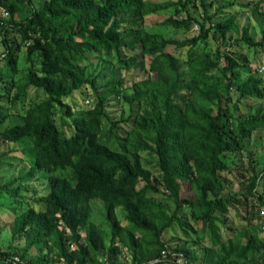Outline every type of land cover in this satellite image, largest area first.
Segmentation results:
<instances>
[{
  "label": "trees",
  "instance_id": "16d2710c",
  "mask_svg": "<svg viewBox=\"0 0 264 264\" xmlns=\"http://www.w3.org/2000/svg\"><path fill=\"white\" fill-rule=\"evenodd\" d=\"M194 2L43 0L36 7L33 0H0L7 12L0 14V227L8 225L11 235L0 264L16 254L13 238L24 240L18 256L27 264H123L122 248L130 264H175L177 257L186 264H264V242H243L235 230L223 238L220 218L234 197L223 194L222 175L231 170L225 155L245 150L253 133L264 132V111L244 102L263 99L264 79L259 68L238 69L220 45L207 48L213 38L224 44L228 32L239 31V12L262 24L258 41L246 28L241 41L264 47V0H227L214 11L199 0L197 15ZM233 6L238 10L225 15ZM162 10L172 14L160 26L195 23L198 33L178 39L149 30L146 18ZM169 46L186 48L185 58ZM96 54L116 61L90 77L83 62ZM133 67L152 75L126 88L116 69ZM104 70L111 72L107 80ZM89 87L93 104L73 113L66 99ZM111 95L127 105V116L110 118ZM121 122L129 127L120 131ZM25 140L30 169L6 178L10 144ZM142 152L154 159L157 175ZM246 173V192L264 204V167L250 164ZM38 174L46 192L28 199ZM92 199L102 204L103 221L95 220ZM174 226L183 241L170 251L163 235Z\"/></svg>",
  "mask_w": 264,
  "mask_h": 264
},
{
  "label": "rangeland",
  "instance_id": "374dc122",
  "mask_svg": "<svg viewBox=\"0 0 264 264\" xmlns=\"http://www.w3.org/2000/svg\"><path fill=\"white\" fill-rule=\"evenodd\" d=\"M154 1H165V0H154ZM208 3H211L210 11H214L215 7L219 3L226 2L227 0H207ZM241 2L246 1H256V0H236ZM34 6L38 7L43 2V0H33ZM195 14H201L202 8L200 6L199 0H195ZM238 6H233L226 8L224 10L225 15H228L229 12H236ZM172 14L170 10H162L158 14H152L148 16L145 20V25L149 30L153 31H162L166 32L168 35H172L175 38L190 37L198 33V29L195 26V23L189 28L185 29L183 27L174 29L173 27L165 28V26H160L158 23L164 19L166 16ZM239 19V31L238 32H228L226 34V43L222 44L217 39L213 38L214 41H210L207 46L208 49L213 50L218 44L221 47V50L227 51L233 59L238 63V69H247V71H253L258 69V74L264 79V47L254 48L241 41V36L243 34L242 28L247 29V34L251 36L254 41H258L261 38L260 28L261 23L258 24L256 19L247 14L246 12L236 13ZM184 16H176V18H183ZM14 35V34H13ZM2 36L0 35V51L2 50ZM170 52L176 53L180 56L181 59L185 58L186 48L176 49L173 46L167 48ZM91 63L83 62L86 68V74L90 77L94 75L101 74L103 67L110 68L111 65L116 61L115 57L107 58L103 54H96L91 56ZM149 61V57L146 58V64ZM255 71V70H254ZM104 77L107 80L111 75L109 70H104ZM145 69L141 68H131L128 70L116 69L115 76L120 77L124 80V87H130L134 81H138L147 76H151ZM105 80V81H106ZM102 81L101 83H104ZM31 94L34 95V91L30 90ZM264 93V89H263ZM43 93L39 92L38 97L42 98ZM89 100V103L87 102ZM95 96L92 92V89L86 88L85 94L83 95L79 91H75L74 95L70 98H67L66 101L70 104L71 110L75 114L82 115L84 110L93 104ZM245 103H250L253 108H259L264 111V97L261 100L249 99L245 100ZM243 108V107H242ZM245 109H243L244 111ZM252 110V109H251ZM107 113L112 119H120V117H125L128 114V107L126 104H120L117 101L116 96L111 95L107 98ZM60 111H57L56 121L60 124ZM233 120L232 123H234ZM231 125V124H230ZM120 131L129 127L128 122H121L119 124ZM68 130V128H67ZM246 149L242 151H237L234 153L226 154L225 159L230 164L231 170L228 173H224L222 176L225 178V188L223 194L227 197H233V201L229 204L226 214L220 218L225 220V226L222 228L223 238L230 237L234 234L235 231H241L244 234L242 237L243 242H245L250 237H255L257 241L264 242V204L258 201L256 196L250 195L246 192L244 180L242 174H246L249 165L255 167L256 170H260L264 167L263 155H264V132H255L251 135L246 141ZM7 148V145L5 144ZM9 147V145H8ZM12 151L6 157V161L3 164V173L4 175L10 178L20 176L23 173H26L30 169V164L28 163V156L31 153L30 141L25 140L20 144H10ZM142 161L145 165L153 171V175H157V170L155 169L154 159L147 157L146 152L141 153ZM33 178L29 181V190L25 192V195L28 199H36L40 195L46 192V182L40 178ZM264 180V174H261ZM264 191V189H263ZM236 192L238 194H236ZM189 193V192H188ZM12 198H7L5 202H12ZM33 205L39 209L40 204L33 202ZM91 205L93 206L95 220L103 221V208L102 204L98 199H92ZM188 211V208H186ZM263 211V212H262ZM117 216L122 219L123 215L121 210L118 208L116 210ZM1 221V220H0ZM2 223V222H0ZM180 230L177 229V226L169 228L164 232L163 239L167 244L168 250L171 251L178 242L183 241L180 238ZM11 241V235L8 225L0 227V249H8V244ZM13 251L16 250V254L11 252L14 255H18L21 251V247L24 244L22 238H13ZM198 247V245L193 246ZM37 253V250L32 251ZM130 254L125 249L122 248L121 253L119 254L118 260L123 264H130ZM47 264H62L61 262H50Z\"/></svg>",
  "mask_w": 264,
  "mask_h": 264
},
{
  "label": "built area",
  "instance_id": "2783aa9c",
  "mask_svg": "<svg viewBox=\"0 0 264 264\" xmlns=\"http://www.w3.org/2000/svg\"><path fill=\"white\" fill-rule=\"evenodd\" d=\"M0 14L2 16L7 15V12L3 7H0ZM0 256H1V251H0ZM3 262L4 264H27L24 261H22L18 255H13V254L3 256ZM175 264H186V261L183 257H177V259L175 260Z\"/></svg>",
  "mask_w": 264,
  "mask_h": 264
}]
</instances>
